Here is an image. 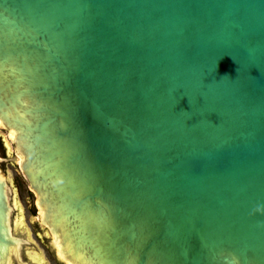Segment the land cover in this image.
<instances>
[{"label": "water", "instance_id": "1", "mask_svg": "<svg viewBox=\"0 0 264 264\" xmlns=\"http://www.w3.org/2000/svg\"><path fill=\"white\" fill-rule=\"evenodd\" d=\"M0 124L61 263L264 264V0H0Z\"/></svg>", "mask_w": 264, "mask_h": 264}, {"label": "rangeland", "instance_id": "2", "mask_svg": "<svg viewBox=\"0 0 264 264\" xmlns=\"http://www.w3.org/2000/svg\"><path fill=\"white\" fill-rule=\"evenodd\" d=\"M0 134L6 137L7 141L12 147L13 155L8 163V170L12 181L17 188V195L20 200L27 223L29 225L31 234L42 253L44 261L46 264H63L58 260L54 249L51 247L50 239H47L42 235L43 227L39 226L38 222H35V220L38 218V211L33 208L32 204V197L34 194L29 188L26 177L20 171L17 161H15L16 159H18V156L15 152L13 141L10 139V134L8 130L2 125H0Z\"/></svg>", "mask_w": 264, "mask_h": 264}, {"label": "bare ground", "instance_id": "3", "mask_svg": "<svg viewBox=\"0 0 264 264\" xmlns=\"http://www.w3.org/2000/svg\"><path fill=\"white\" fill-rule=\"evenodd\" d=\"M1 125V124H0ZM10 134V136L12 135L11 133H9Z\"/></svg>", "mask_w": 264, "mask_h": 264}]
</instances>
